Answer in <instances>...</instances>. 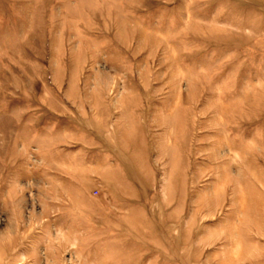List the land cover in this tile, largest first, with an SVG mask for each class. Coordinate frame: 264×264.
Here are the masks:
<instances>
[{"label":"rangeland","instance_id":"1","mask_svg":"<svg viewBox=\"0 0 264 264\" xmlns=\"http://www.w3.org/2000/svg\"><path fill=\"white\" fill-rule=\"evenodd\" d=\"M0 264H264V0H0Z\"/></svg>","mask_w":264,"mask_h":264}]
</instances>
